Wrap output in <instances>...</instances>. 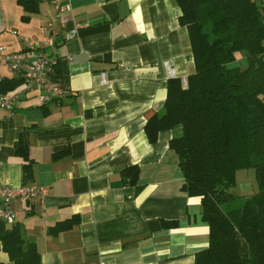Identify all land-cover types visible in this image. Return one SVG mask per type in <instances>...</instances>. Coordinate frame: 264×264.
I'll use <instances>...</instances> for the list:
<instances>
[{"label": "crops", "instance_id": "1", "mask_svg": "<svg viewBox=\"0 0 264 264\" xmlns=\"http://www.w3.org/2000/svg\"><path fill=\"white\" fill-rule=\"evenodd\" d=\"M71 6L61 14L42 0L40 12L24 22L17 0H0V47L17 53L33 40L59 61L55 79L68 91L60 103L42 106L37 92L21 86L9 94L19 97L14 110L0 108V187L48 190L43 198L13 201L16 224L37 246L41 264H196L197 253L210 246L201 200L181 191L184 177L169 149L174 133L162 132L152 144L145 132L165 110L169 80L186 86L196 72L178 2L71 0ZM60 17L68 19L64 26ZM76 25L81 29L71 38ZM237 63H244L240 54ZM4 77L18 76L0 65ZM20 144L33 162L29 181L16 155ZM132 166L140 168L138 194L121 175ZM73 216L81 223L72 231L48 234ZM170 221L179 227H164ZM0 263L12 264L4 253Z\"/></svg>", "mask_w": 264, "mask_h": 264}, {"label": "trees", "instance_id": "2", "mask_svg": "<svg viewBox=\"0 0 264 264\" xmlns=\"http://www.w3.org/2000/svg\"><path fill=\"white\" fill-rule=\"evenodd\" d=\"M29 22L42 0H17ZM179 24L187 28L196 66L184 86L168 82L161 115L145 127L155 144L165 131L174 133L169 149L178 157L182 190L199 198L202 220L210 230V246L197 253L196 264H264V5L257 0H177ZM246 68L231 67L237 56ZM25 83L21 77L0 78V96ZM29 149L20 144L24 180L33 178ZM62 154H56V158ZM240 171H254L258 190L238 200L233 190ZM124 184L142 191L140 168L121 172ZM81 223L80 216L57 223V237ZM177 229L178 221L164 223ZM0 253L12 264H41L34 243L25 241L19 225L0 222ZM1 264V263H0Z\"/></svg>", "mask_w": 264, "mask_h": 264}, {"label": "built area", "instance_id": "3", "mask_svg": "<svg viewBox=\"0 0 264 264\" xmlns=\"http://www.w3.org/2000/svg\"><path fill=\"white\" fill-rule=\"evenodd\" d=\"M52 5L57 12L70 13L72 11L71 0H51ZM60 24L64 26L68 19L60 17ZM81 26L76 25L71 32V38H74ZM50 47L53 43L49 42ZM0 65H4L8 72L16 74L24 79L25 91L37 92V101L42 106L52 103H60L68 94V91L62 83L58 82L55 77L59 66L56 58L39 52L36 49V43L32 40L29 42L27 50L8 53L5 46L0 47ZM166 70L170 77H175V70L170 64H166ZM102 85H106L105 75L101 76ZM18 96L1 95L0 108L12 112L18 101ZM48 195V190L35 186L0 187V222L7 225L16 224V214L11 210L14 200L32 201L37 198H43ZM106 264V263H99Z\"/></svg>", "mask_w": 264, "mask_h": 264}, {"label": "rangeland", "instance_id": "4", "mask_svg": "<svg viewBox=\"0 0 264 264\" xmlns=\"http://www.w3.org/2000/svg\"><path fill=\"white\" fill-rule=\"evenodd\" d=\"M257 2L260 5H264V0H257ZM231 67H239L242 69L246 68V64H240V63H236L234 65H232ZM236 188L233 190V192L235 193L236 197L238 198V200H242L245 197V191H248L249 187L254 188L257 192L258 190V184L256 181V177L254 175V171H240L238 172V174H236Z\"/></svg>", "mask_w": 264, "mask_h": 264}, {"label": "water", "instance_id": "5", "mask_svg": "<svg viewBox=\"0 0 264 264\" xmlns=\"http://www.w3.org/2000/svg\"><path fill=\"white\" fill-rule=\"evenodd\" d=\"M154 228H159V225L157 222L153 223L152 226H151V229L153 230Z\"/></svg>", "mask_w": 264, "mask_h": 264}]
</instances>
